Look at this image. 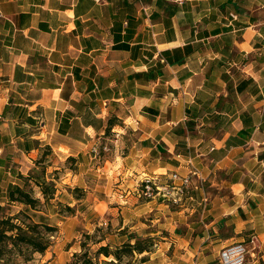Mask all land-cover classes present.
<instances>
[{"label": "crops", "instance_id": "obj_1", "mask_svg": "<svg viewBox=\"0 0 264 264\" xmlns=\"http://www.w3.org/2000/svg\"><path fill=\"white\" fill-rule=\"evenodd\" d=\"M47 147L110 164L114 213L168 214L161 264H264V0H0V206Z\"/></svg>", "mask_w": 264, "mask_h": 264}, {"label": "rangeland", "instance_id": "obj_2", "mask_svg": "<svg viewBox=\"0 0 264 264\" xmlns=\"http://www.w3.org/2000/svg\"><path fill=\"white\" fill-rule=\"evenodd\" d=\"M112 140L113 138H110L108 142L105 141L104 144H100L102 149L98 147V158L103 159L104 156L110 158L115 146ZM76 159L74 162L62 161L51 150L42 151L40 156L35 158L24 170L25 184L22 185L25 191L40 201V205L37 206L36 210L27 206H4L3 213L7 216H14L23 212L25 215L21 219L28 223H46L57 228V231L52 233V246L45 254L28 252L27 255L31 257V261L25 263L19 260L20 263L72 264L76 261L75 256L80 257L87 253L88 258L92 259L95 264H109V261H115V264H161L164 258L161 249L162 238L168 236V232L162 228V225L166 223L164 215L168 214L114 213L112 210L116 208V202H113L112 199L113 194L119 190L117 188L119 183H112L110 187L107 186L109 176H114L111 173V165L107 163L105 170L102 169L104 163H101V170L97 169L99 165L95 168L93 166L86 168V166H80L82 162L80 157ZM130 178H133L134 184L137 183L136 186L133 184V190L136 189L135 198L140 200L153 199V197L148 198L142 195L138 178L135 179L133 176ZM39 183L49 185L44 186V189L50 196L52 192L57 194L55 201L45 200L42 188L38 186ZM81 186H86L87 193L83 192L84 190H77ZM131 190L128 189L127 192H123L121 199L123 205L126 202L127 193ZM133 190L131 196H133ZM105 191L111 193L110 202L101 203L98 207L101 213H96L93 209L94 205L97 204L95 199L102 198ZM125 223V229L119 232L118 230ZM150 225L155 226L152 228ZM149 232H154V235H149ZM86 235H89L91 239H88ZM131 237L134 239L131 240ZM137 241L149 251L142 255L138 252L124 253L119 261H116L114 257L107 259L104 255L97 253L101 247L109 246L114 252L123 248L125 243L131 242L133 245ZM216 264H219L218 260Z\"/></svg>", "mask_w": 264, "mask_h": 264}, {"label": "trees", "instance_id": "obj_3", "mask_svg": "<svg viewBox=\"0 0 264 264\" xmlns=\"http://www.w3.org/2000/svg\"><path fill=\"white\" fill-rule=\"evenodd\" d=\"M110 124L113 125V123ZM47 149L51 150L49 147L45 150ZM76 160L77 159L75 158L68 159V161L71 162ZM20 179L22 181L21 185L14 186L8 192V207L15 205L27 206L36 210L37 206L40 205V201L34 198L31 193L23 189L22 185L25 184L23 176H21ZM38 186L42 188V194L44 195L46 201H55V192H52L50 196L44 189V186L49 185L39 183ZM3 211L4 206H0V264H22L19 260H22V262L25 263L29 262L31 261V257L27 255L28 252L45 254L52 246L51 237L53 236L52 233L57 231L56 227H52L46 223H28L21 219L22 216L25 215L23 212L14 216H7L3 213ZM86 236L88 239H91L89 235ZM132 239H134V237H131V240ZM148 251V248L142 247L139 241H137L133 245L131 242L125 243L123 248L117 249L114 252L111 251L109 246L101 247L97 253L104 255L107 259L114 257L116 261H119L124 253L138 252L142 255ZM75 257L76 261L72 264H95L92 259L88 258L87 253L80 257ZM109 264H115V261H109Z\"/></svg>", "mask_w": 264, "mask_h": 264}, {"label": "built area", "instance_id": "obj_4", "mask_svg": "<svg viewBox=\"0 0 264 264\" xmlns=\"http://www.w3.org/2000/svg\"><path fill=\"white\" fill-rule=\"evenodd\" d=\"M177 4L182 5L188 0H175ZM94 154H99L98 146L94 149ZM173 181L181 178L174 174L171 178ZM140 188H142V195L148 198L154 197L155 191L156 195L162 192L161 185L157 183V180L145 176L140 179ZM183 185L189 184V179L182 178ZM142 195H139L140 197ZM248 250L244 242H236L224 247L219 253V264H246L247 263Z\"/></svg>", "mask_w": 264, "mask_h": 264}]
</instances>
